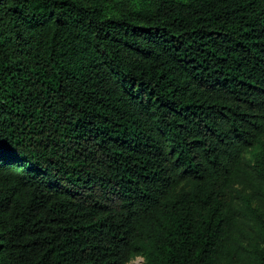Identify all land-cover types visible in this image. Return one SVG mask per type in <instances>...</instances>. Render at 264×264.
<instances>
[{
	"label": "trees",
	"instance_id": "obj_1",
	"mask_svg": "<svg viewBox=\"0 0 264 264\" xmlns=\"http://www.w3.org/2000/svg\"><path fill=\"white\" fill-rule=\"evenodd\" d=\"M107 3L0 0V264H264V0Z\"/></svg>",
	"mask_w": 264,
	"mask_h": 264
},
{
	"label": "rangeland",
	"instance_id": "obj_2",
	"mask_svg": "<svg viewBox=\"0 0 264 264\" xmlns=\"http://www.w3.org/2000/svg\"><path fill=\"white\" fill-rule=\"evenodd\" d=\"M146 4H147V0H108L107 10L111 14H117L121 10L128 8H138ZM246 157L248 158L249 154H246ZM245 168H246L247 176H245L244 179V186L246 185L244 190L245 192H248L250 191L248 180L252 178L255 179V175L248 166H245ZM239 188H241V186H239ZM254 205H256L264 215V203L255 202ZM143 263H144V258L138 255L133 259H131L127 264H143Z\"/></svg>",
	"mask_w": 264,
	"mask_h": 264
}]
</instances>
